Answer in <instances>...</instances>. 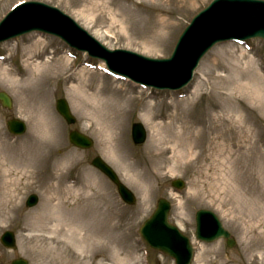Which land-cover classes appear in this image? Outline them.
Wrapping results in <instances>:
<instances>
[{"label":"rangeland","instance_id":"374dc122","mask_svg":"<svg viewBox=\"0 0 264 264\" xmlns=\"http://www.w3.org/2000/svg\"><path fill=\"white\" fill-rule=\"evenodd\" d=\"M17 1L0 0V20ZM39 1L70 14L111 49L124 48L160 58L171 55L184 28L212 0ZM31 35L34 34L20 38V43L17 39L0 44V53L7 56L6 61H0V70L21 74L28 63L38 62L29 57L32 49L23 43L30 40ZM55 40L57 43L53 45L59 51L65 47L60 39ZM251 43L254 48L251 51L236 43L218 45L203 59L188 87L175 93L156 92L155 101L160 105L156 106V113L175 114L180 119L160 131L162 145L155 148L151 145L156 135L153 125L162 120L146 122L142 118L144 105L134 109L124 120L128 138L125 142L132 141L134 122L145 125L148 140L140 146H134L132 142L131 154L123 149L113 154L109 148H104L96 118L99 110L92 106L96 101L91 100V96L92 105L81 106L74 102L70 96L72 81L67 84L62 81L66 71L61 70L59 77L55 74L48 94L31 104L23 102L25 96L32 98L30 93L21 90L25 84L35 85L37 78L32 83L17 86L0 77V91L10 93L14 101L12 109L0 106V152H5L12 161H18L22 156L39 154L42 149L38 146L43 145L51 159L58 161L49 168L48 176L40 175L35 179H23V174L16 176L25 170L9 166L13 171L9 179H19L10 187L8 196L17 194L15 199L21 205L6 219L0 209V238L6 230L17 234L14 250H7L0 242V264H11L17 257L27 259L30 264H145V257L150 264H174L171 257L151 249L139 233L162 197L173 203L171 221L194 242L192 264H264V41L252 40ZM87 59L88 56L79 55L72 74L89 71L88 83L98 89L101 86L115 89L111 81L100 78L105 77L103 74L82 67V62ZM55 62L62 63V60ZM64 64L67 67L68 62ZM258 76H261L260 80ZM40 87L44 88V85ZM61 98L69 102L77 118L76 124L68 125L59 115L56 101ZM32 107L40 110L35 119L31 114ZM15 117L28 124V132L23 137L14 138L7 130V121ZM185 117L192 118L190 123ZM73 129L94 138L93 148L80 150L73 147L68 139ZM109 136L114 138L116 133ZM4 140L7 142L5 147L1 145ZM27 142L31 143L32 149L16 147ZM161 149L166 150V154L155 156ZM97 155L111 164L135 192V205L127 206L110 181L91 166V160ZM60 175L63 180L57 179ZM177 178L186 182V188L181 192H175L171 186ZM57 185L60 186L58 190ZM32 193L39 196V204L28 208L25 202ZM49 198L51 205H61L63 199L66 206L80 213L61 215L60 209L56 208L53 214L48 210ZM199 208L212 210L220 217L237 241L234 248H229L226 240L209 244L195 239V214ZM40 213L44 214L42 218ZM36 225L45 231L59 225L56 238L61 242L52 246L49 242L39 241L37 236L49 235L33 230ZM69 230L77 234L75 239L69 236ZM82 234L86 236L83 246L79 240ZM52 249L56 251V261L51 259Z\"/></svg>","mask_w":264,"mask_h":264},{"label":"bare ground","instance_id":"6f19581e","mask_svg":"<svg viewBox=\"0 0 264 264\" xmlns=\"http://www.w3.org/2000/svg\"><path fill=\"white\" fill-rule=\"evenodd\" d=\"M50 46H52L51 41H48L46 39H37L29 47L32 49L29 56H31V58H34V57L38 58L42 56L43 54H46V50ZM60 60H62V63L61 62L56 63L55 61L53 62L49 60L43 61V62H39V61L32 62L31 64L28 63L27 70H26L27 73L26 75L24 74L23 76H20L19 74L11 73L9 71L6 73L5 70L1 69L2 71L0 70V77L2 80L5 79V81H10V83L12 82L16 83L17 86L18 84L21 85L20 83H24V84L32 83V81H35V78H37L35 85L32 86V85L25 84V86L21 90L23 92L28 91L30 93V96H32V98H28L24 95L25 97L23 98V102L25 104L27 103L31 104L33 101H36L38 100V98H41L43 94L45 96L48 94V92L50 91V85L52 81L56 78L55 74H57L59 77L62 71L67 72L70 70L64 64V63H67V59H64V58L58 59V61ZM40 76L42 79H39ZM260 77L261 76H258L259 80H260ZM69 78H71V76H68L66 78L67 79L66 82L69 81ZM73 80L76 82L73 83V88H72V91L70 92V96L74 100V102L76 103L78 102L79 104H81V106L82 105L87 106L88 104H91L89 101L91 96L93 98L91 100H93L94 102L96 101L93 105L92 104L91 105L94 107L96 106L95 109L99 110L98 115L96 114V118H97V124L100 129L99 130L100 134H102L103 136L101 144L103 146H106L104 148H109L113 154L114 152L118 153V151H120L121 149L131 154L132 151L131 149H129L128 144L125 142L126 138L124 136H125L126 127H124V123H125L124 120L129 117L130 113L134 110V108L139 106L138 103L136 102L137 101L136 96L131 95L130 92H122V93L111 92L109 89L105 90L104 88L101 89V91H97V92L93 91V87L92 85L88 83V79L85 75H80ZM41 84L44 85V88L40 87ZM45 89L47 90L46 92L44 91ZM91 91L93 92L90 93ZM143 105H144L143 109L145 111V115L142 118L146 122L152 121L154 119H162V120L166 119V116H164V114L156 113V106L157 107L160 106L157 103L155 105H153L152 103H146V104L144 103ZM47 106H48V109L51 111L50 100H48ZM44 109H45V106H44ZM38 111L40 110H38L37 107L31 108V114L34 116V119L38 116L37 115ZM147 115L148 117H146ZM169 119L170 121L165 124L164 122H160L158 123V125L156 124V126L153 125L154 133L156 132V135L153 134L154 136L151 142V145L153 146V148L158 147L159 144L162 145L164 143V141H162L163 138L159 137V134L166 130L163 128H168V126L170 125L173 126L175 123H178V121H180V119H178V115H175V114L171 115ZM185 119L190 123L192 118L190 119L189 117L188 118L185 117ZM188 129H190V127H188ZM115 133H116V136L114 138L109 136V134L114 135ZM32 137H34V135ZM30 144L31 143L27 142V144L22 145V146H26L27 148L32 149ZM34 146H35V149H39V148L42 149V152H40L39 154L35 153V155L30 154V156H22L21 159L18 161H12L10 158L7 157L5 152H0V177H1L0 191L2 194V200L0 202V209H2V214L4 215L3 219L9 218L10 215H12L11 212L17 211L19 207L18 202L15 201L17 200L15 199V196L17 197V194H15L14 197L8 196V194H10L12 190V188L10 189V187L15 186L17 183V180L19 179V177H17V180L9 179L10 174L11 173L13 174V171L9 169V166L12 165L16 168H23L25 170V172L20 171L19 173H17L16 176H19L20 174H23V173L24 174L26 173L24 178L26 177L29 179L38 178L40 175L41 177L47 176L46 170H47V167L49 166L48 164H50L51 154L45 151L46 147L42 148L43 145L38 146L39 148H37L36 145ZM165 154H166V150L161 149V150H158V152H156L155 156L163 157ZM36 174H38V176H36ZM60 178H61V175L57 179L60 180ZM58 187L60 188V186L57 185V190H58ZM68 190L72 191V189H68ZM12 192L16 193V190H13ZM19 195L20 194H18V196ZM48 202H49L48 210H50V212H53V214H55L56 208L60 209L61 215H65L67 213V215L71 216L70 212H72L73 214H75L76 212L80 213L78 210L74 211V209L71 206L69 207L66 206L67 202L64 201L63 199L61 200L62 206L60 204L51 205L50 198L48 199ZM43 215L44 214L40 213L39 216L42 218ZM58 227L59 225L58 226L54 225L53 227L46 228V231H45L44 228L42 227L39 228L36 225V227H34L33 230H36V231L38 230L40 232H44L48 234L49 236L42 237V235H39L37 237L40 239L39 241L49 242V245L53 246V243L58 242V241L61 242L60 240L56 238V233H57L56 231L59 230ZM70 231L71 230H69V232ZM81 231L82 230H80V232ZM70 233L71 235L69 236L72 237L73 239L77 237V234H74L73 232H70ZM85 237L86 236L82 234L81 237L79 238V240L80 239L82 240L81 246H83L86 242L85 241L86 239L84 240ZM67 242L71 244L69 241ZM68 252L71 253V251H68ZM51 255H52L51 259L53 261H56L57 257H56L55 250L53 249L51 250ZM49 264H53V263H49Z\"/></svg>","mask_w":264,"mask_h":264},{"label":"water","instance_id":"95a60500","mask_svg":"<svg viewBox=\"0 0 264 264\" xmlns=\"http://www.w3.org/2000/svg\"><path fill=\"white\" fill-rule=\"evenodd\" d=\"M23 31V29H20L6 35H0V39H7ZM253 36L264 37V3L251 2L249 0L217 1L211 8L194 20L191 28H188L184 34L174 58L167 62L180 61L178 69L174 72L177 75L176 80L180 82L176 87L184 86L190 81L193 70L196 68L199 60L215 43L234 37L253 38ZM165 86L172 87L170 84H166ZM0 99L4 105L10 106V100L6 95H0ZM59 109L73 122L64 102L61 101L59 103ZM10 129L15 132H22L24 125L19 121H11ZM73 139L79 140V142H82L86 146L91 145V142L83 139V137L73 135ZM94 164L103 171H106L118 184L120 192L125 199L131 200L133 198L132 194L119 183L117 177L106 164L100 159H96ZM31 201L35 203V197H32ZM168 211L169 204L161 201L157 212L145 224L142 232L154 247L170 251L180 260L189 258L192 254L189 241L177 228L169 224ZM206 214L203 211L198 213V237L204 240H213L221 235L228 237V233L223 230L216 217L210 215L212 218H206ZM15 264L26 263L19 261Z\"/></svg>","mask_w":264,"mask_h":264}]
</instances>
